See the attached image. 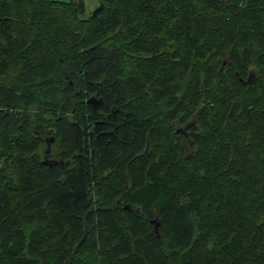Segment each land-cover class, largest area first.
Returning <instances> with one entry per match:
<instances>
[{
    "label": "trees",
    "instance_id": "16d2710c",
    "mask_svg": "<svg viewBox=\"0 0 264 264\" xmlns=\"http://www.w3.org/2000/svg\"><path fill=\"white\" fill-rule=\"evenodd\" d=\"M100 4L0 0V264H264V0Z\"/></svg>",
    "mask_w": 264,
    "mask_h": 264
},
{
    "label": "water",
    "instance_id": "95a60500",
    "mask_svg": "<svg viewBox=\"0 0 264 264\" xmlns=\"http://www.w3.org/2000/svg\"><path fill=\"white\" fill-rule=\"evenodd\" d=\"M101 7H102L101 4L98 5V6H96V7L93 9L92 14H93V15L98 14V12L100 11ZM87 101H88L89 103H91V104H92L93 106H95V107H98V105L100 104V98H96V97H94V96H92V97H90L89 99H87ZM53 140H54L53 137H48V138L46 139V141H47V143H48V147H47V149H46V151H45L46 153L49 152V144H50V142L53 141ZM50 161H51V160H48V159H45V160H44V162H45L46 164H52ZM155 221H156L155 218L151 220L152 223H155ZM155 228H157V224H156V223H155ZM81 242H82V239H81V241H79V243L76 245V249L79 248Z\"/></svg>",
    "mask_w": 264,
    "mask_h": 264
},
{
    "label": "rangeland",
    "instance_id": "374dc122",
    "mask_svg": "<svg viewBox=\"0 0 264 264\" xmlns=\"http://www.w3.org/2000/svg\"><path fill=\"white\" fill-rule=\"evenodd\" d=\"M59 1H70V0H59ZM98 0H84L85 9L87 12H92L96 7Z\"/></svg>",
    "mask_w": 264,
    "mask_h": 264
},
{
    "label": "flooded vegetation",
    "instance_id": "af4514ba",
    "mask_svg": "<svg viewBox=\"0 0 264 264\" xmlns=\"http://www.w3.org/2000/svg\"><path fill=\"white\" fill-rule=\"evenodd\" d=\"M47 139V138H46ZM46 139H45V143H46ZM47 154V153H46ZM46 159H48V160H51L50 162L53 164V163H55L56 161H57V159H55V158H53V157H48V156H46Z\"/></svg>",
    "mask_w": 264,
    "mask_h": 264
}]
</instances>
